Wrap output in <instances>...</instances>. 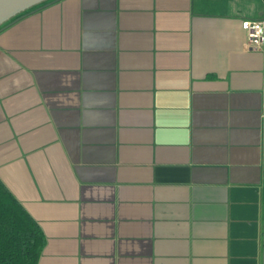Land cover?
Instances as JSON below:
<instances>
[{
	"label": "crops",
	"instance_id": "1",
	"mask_svg": "<svg viewBox=\"0 0 264 264\" xmlns=\"http://www.w3.org/2000/svg\"><path fill=\"white\" fill-rule=\"evenodd\" d=\"M264 0H48L0 26V181L37 264H264Z\"/></svg>",
	"mask_w": 264,
	"mask_h": 264
},
{
	"label": "trees",
	"instance_id": "2",
	"mask_svg": "<svg viewBox=\"0 0 264 264\" xmlns=\"http://www.w3.org/2000/svg\"><path fill=\"white\" fill-rule=\"evenodd\" d=\"M44 244L38 223L0 181V264H37Z\"/></svg>",
	"mask_w": 264,
	"mask_h": 264
},
{
	"label": "built area",
	"instance_id": "3",
	"mask_svg": "<svg viewBox=\"0 0 264 264\" xmlns=\"http://www.w3.org/2000/svg\"><path fill=\"white\" fill-rule=\"evenodd\" d=\"M244 45L248 50H261L264 46V18L244 20Z\"/></svg>",
	"mask_w": 264,
	"mask_h": 264
},
{
	"label": "water",
	"instance_id": "4",
	"mask_svg": "<svg viewBox=\"0 0 264 264\" xmlns=\"http://www.w3.org/2000/svg\"><path fill=\"white\" fill-rule=\"evenodd\" d=\"M48 0H0V26Z\"/></svg>",
	"mask_w": 264,
	"mask_h": 264
}]
</instances>
